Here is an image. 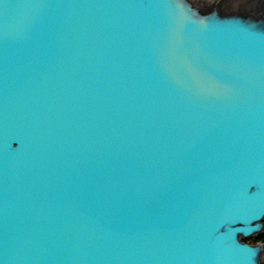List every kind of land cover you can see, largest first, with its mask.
<instances>
[{
    "label": "water",
    "instance_id": "obj_1",
    "mask_svg": "<svg viewBox=\"0 0 264 264\" xmlns=\"http://www.w3.org/2000/svg\"><path fill=\"white\" fill-rule=\"evenodd\" d=\"M186 0H0V264H261L264 29Z\"/></svg>",
    "mask_w": 264,
    "mask_h": 264
},
{
    "label": "rangeland",
    "instance_id": "obj_2",
    "mask_svg": "<svg viewBox=\"0 0 264 264\" xmlns=\"http://www.w3.org/2000/svg\"><path fill=\"white\" fill-rule=\"evenodd\" d=\"M204 1H206L205 3H203ZM254 0H190V2L193 4V6H195V4H197L198 6L197 9L199 11L200 14L202 15H206L210 12H214L215 10L218 11L220 10V15H225V14H232V15H236V16H242V12L245 11V8L247 7H251L252 4H250V2H252ZM264 3V0H261ZM218 2V4H217ZM261 3V4H263ZM260 4V5H261ZM221 6V7H220ZM216 8V9H213ZM247 10V9H246ZM258 10H263V8L259 7ZM232 12V13H229ZM251 14L254 12H250ZM249 13V15H250ZM257 13V12H256ZM248 13H245L244 15H247ZM264 235V231L262 232V234H258L254 237H249L246 238L244 241L251 243V244H257V243H264V239H260L259 237ZM262 264H264V256L262 259Z\"/></svg>",
    "mask_w": 264,
    "mask_h": 264
},
{
    "label": "bare ground",
    "instance_id": "obj_3",
    "mask_svg": "<svg viewBox=\"0 0 264 264\" xmlns=\"http://www.w3.org/2000/svg\"><path fill=\"white\" fill-rule=\"evenodd\" d=\"M186 1L193 6V4L190 2V0H186ZM208 1H210V0H208ZM205 2L206 1H204L203 3H205ZM261 3H263L261 0H254V1L250 2V4H252L251 7L245 8V11L242 12V17L250 19L251 20L250 22H255V23L259 24L262 27V29H264V11L258 10L259 7L263 8V10H264V3L263 4H261ZM217 4H218V2H217ZM196 6H198V5L195 4V6H194L195 10H197ZM213 9H216V8H213ZM251 11L254 13L251 14L250 13ZM215 12H218L219 14L221 13L220 10H218V11L215 10L214 12H210L208 14H213ZM229 13H232V12H229ZM245 13H248V14L244 15ZM249 13H250V15H249ZM223 16L229 17V16H232V14H229V15L225 14ZM263 231H261V233H259V235L262 234ZM252 237H254V236H252ZM245 239H243V240H245ZM261 264H262V262H261Z\"/></svg>",
    "mask_w": 264,
    "mask_h": 264
},
{
    "label": "trees",
    "instance_id": "obj_4",
    "mask_svg": "<svg viewBox=\"0 0 264 264\" xmlns=\"http://www.w3.org/2000/svg\"><path fill=\"white\" fill-rule=\"evenodd\" d=\"M259 238H260V239H261V238L264 239V235L260 236Z\"/></svg>",
    "mask_w": 264,
    "mask_h": 264
}]
</instances>
